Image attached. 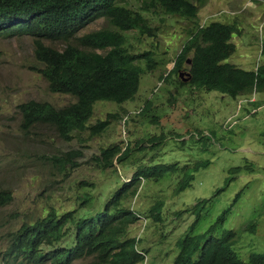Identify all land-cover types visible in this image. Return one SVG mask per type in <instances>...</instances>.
Wrapping results in <instances>:
<instances>
[{"label":"rangeland","instance_id":"374dc122","mask_svg":"<svg viewBox=\"0 0 264 264\" xmlns=\"http://www.w3.org/2000/svg\"><path fill=\"white\" fill-rule=\"evenodd\" d=\"M123 1L132 12H142L156 33L148 37L136 30L128 31L124 33L127 47L136 51L154 50L163 66L141 75L134 100L122 105L108 101L95 103L89 125L106 119L108 113H118L98 136L92 137L85 131L64 140L49 125L23 129L18 109L21 103L32 99L63 107L74 98L50 92L46 80L35 71L40 64L35 57L32 36L0 38V190L12 194V200L0 207V264H12L3 259L4 253L9 247L10 234L22 224L44 215L50 207L58 211L74 209L81 195L87 192L99 195L102 201L129 180L137 164L129 163L126 168L117 166V172L100 170L94 160L100 155V149L126 143L134 148L138 140L142 141V147H148L147 139L160 133L166 138L163 142L156 140L145 151L136 153L142 162L150 161L155 155L148 164L177 163V168L185 166L186 170L196 161L209 160L210 164L195 172L191 185L178 194L174 190L181 172L169 175L165 171L159 181L142 180L138 195L126 202L130 209L142 215L128 233L138 239L137 248L144 251L142 264H172L178 252L176 242L195 218L194 205L203 199L207 202L200 209L193 234L204 233L229 209L215 234L229 229L240 231L249 221H254L256 230L243 232L234 249L244 260L252 252L264 253V91L256 92L255 101L248 103L240 101L245 97L232 98L190 85L180 87L177 77L168 82L160 80V75H166L173 68L175 56L187 39L186 32L195 24L164 14L156 3L149 11H141L149 0ZM212 21H235L240 28V34L232 37L235 50L227 62L246 70L264 64L261 54L264 2L206 0L199 10L197 23L204 26ZM108 26L101 18L78 36ZM45 44L57 49L65 46L59 41ZM95 51L104 53L100 49ZM187 65L180 72H188ZM159 82L162 84L155 90ZM147 100L151 109L141 115L140 109ZM151 115L158 117L157 123L149 121ZM67 153L69 161L64 156ZM58 159L66 161V166ZM245 165H252L253 170L229 173L230 168ZM238 193L240 197L234 202ZM157 201L163 204L162 220L154 222L147 212ZM179 210L186 212L177 218L173 213ZM90 261L87 258L74 264Z\"/></svg>","mask_w":264,"mask_h":264},{"label":"trees","instance_id":"16d2710c","mask_svg":"<svg viewBox=\"0 0 264 264\" xmlns=\"http://www.w3.org/2000/svg\"><path fill=\"white\" fill-rule=\"evenodd\" d=\"M122 2L0 0V38L32 36L35 57L40 64L35 71L46 80L50 92L74 98L63 107L32 99L21 103L18 109L23 129L37 124L49 125L64 140H71L75 134L85 131L92 137L98 136L117 118L118 113H108L106 119L89 125L95 103L108 101L122 105L134 100L141 75L163 66L162 59L157 58L154 50L136 51L127 47L124 33L128 31L136 30L148 37H154L156 33L142 12H132ZM155 3L164 14L179 16L195 24L186 32L187 39L175 56L173 68L166 75H160V80L168 82L177 77L176 83L180 87L190 85L232 98L264 91V64L246 70L227 62L235 50L232 37L241 32L235 21L198 24V13L206 0H149L141 11H149ZM101 18L108 22L107 28L78 36ZM47 41L63 42L65 46L57 49L45 44ZM261 54L264 55V41ZM185 64H188L190 73L186 82L179 76ZM149 109L151 105L147 100L139 113L145 115ZM149 121L157 123L158 117L151 115ZM165 139L162 133L154 135L147 139L148 147L156 140L163 142ZM141 142L136 141L134 148L127 143L124 146H107L100 149V155L94 158L100 170L116 171L117 166L126 168L129 163L137 164L128 181L122 182L102 201L99 195L87 192L81 195L74 209L58 211L50 207L44 215L22 224L10 234L9 247L3 259L12 264H74L87 258L91 259L88 264H142L144 251L137 248L138 239L128 235L130 227L138 223L142 215L130 209L126 202L138 195L142 180L153 178L151 180L159 181L165 171L169 175L181 172L182 177L174 190L178 194L191 185L195 172L207 167L210 161H196L188 170L185 166L177 168V163L148 164L155 155L150 157V161L142 162L136 153L148 147H142ZM64 156L69 161V154ZM58 160L66 166V161ZM243 169L253 170L252 165L236 166L230 168L229 173L234 175ZM85 184L92 186V183ZM239 197L240 193L234 202ZM11 200L10 191L0 190V207ZM206 202L203 199L194 205L195 218L176 242L178 252L172 264H264V253L252 252L244 260L234 249L243 232L256 230V222L249 221L240 231L229 229L215 234L229 209L223 211L204 233L193 234L200 209ZM162 206L157 201L149 208L147 216L154 222L161 221ZM183 212L186 210L173 214L179 218Z\"/></svg>","mask_w":264,"mask_h":264},{"label":"clouds","instance_id":"9594fccd","mask_svg":"<svg viewBox=\"0 0 264 264\" xmlns=\"http://www.w3.org/2000/svg\"><path fill=\"white\" fill-rule=\"evenodd\" d=\"M201 25V24H200ZM202 26V25H201ZM170 71V70H169ZM180 73V72H179ZM180 76V75H179ZM186 77V76H185ZM181 78V77H180ZM184 82H186V81H184ZM162 84V82H159V85L157 86V88L155 89V90H157L158 89V87L160 86ZM243 97H245L244 99H241L240 101L241 102H248V103H250V102H254L255 101V92H253L252 94H251V96H250V98H248L247 99V96H243ZM238 98V97H237Z\"/></svg>","mask_w":264,"mask_h":264},{"label":"water","instance_id":"95a60500","mask_svg":"<svg viewBox=\"0 0 264 264\" xmlns=\"http://www.w3.org/2000/svg\"><path fill=\"white\" fill-rule=\"evenodd\" d=\"M188 63H190V60H188ZM186 74V77H183ZM185 74H183L182 72L179 73L182 81H188L190 79V73L189 72H185Z\"/></svg>","mask_w":264,"mask_h":264}]
</instances>
